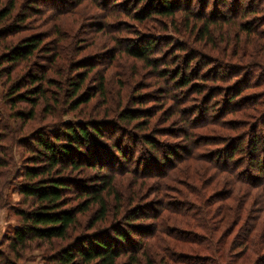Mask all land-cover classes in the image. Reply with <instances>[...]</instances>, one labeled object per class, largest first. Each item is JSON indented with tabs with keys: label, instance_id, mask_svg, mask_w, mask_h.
<instances>
[{
	"label": "rangeland",
	"instance_id": "1",
	"mask_svg": "<svg viewBox=\"0 0 264 264\" xmlns=\"http://www.w3.org/2000/svg\"><path fill=\"white\" fill-rule=\"evenodd\" d=\"M31 1L16 0L0 24V56L25 37L42 39L30 58L0 66V132L7 138L0 144L7 163L0 168V264H53L51 254L63 244L117 223L130 230L125 221L149 235L131 234L141 250L129 248L117 264L130 253L137 264L148 256L154 264H264V174L247 142L228 159L230 146L246 136L258 138L259 157L264 153V0H171L180 8L171 16L160 12L166 0H34L37 8L25 7ZM22 12L30 16L19 26ZM149 41L147 60L126 49ZM94 65L79 92L91 99L71 108L68 78ZM34 75L45 76L46 92L30 118L31 103L14 104L9 91ZM102 79L105 93L98 92ZM132 110L143 116L121 119ZM66 121L104 128L96 138L108 158L103 169L66 175L91 185L108 174L119 199L109 195L107 218L94 226L96 205L80 214L72 239L35 241L13 252L9 241L21 224L15 209L30 205L17 191L32 165L22 143L61 131Z\"/></svg>",
	"mask_w": 264,
	"mask_h": 264
},
{
	"label": "trees",
	"instance_id": "2",
	"mask_svg": "<svg viewBox=\"0 0 264 264\" xmlns=\"http://www.w3.org/2000/svg\"><path fill=\"white\" fill-rule=\"evenodd\" d=\"M2 1L0 0V24L13 14L17 6L16 0H8L4 5H2ZM31 2L33 5L27 4L25 7L31 9L37 8V2L35 1L36 4L34 0ZM22 5L24 6V2ZM250 8H252L251 13L258 11L257 4L254 5L253 3ZM160 9L161 14L164 16L174 15L180 10V8L176 9L171 0H166ZM247 10L249 9L246 8ZM246 11L245 16H248L250 13H246ZM147 12L149 15L154 13L153 10ZM127 13L130 12L128 11ZM22 14L24 15L26 13L22 12ZM29 16L26 14L23 17H19L20 20L18 22L20 25L18 22L16 24L23 26ZM129 16L133 18L132 13ZM205 21L204 31L207 30L209 34L210 26H208L207 20ZM17 25L14 27L16 28ZM41 41V36L38 35L23 38L19 43L11 46L7 52L0 56V66L5 62L17 64L26 58H30L40 46ZM149 44L150 41L144 47L137 49L133 47L135 42H132L126 49L132 56L147 60L149 58V51L151 50ZM185 48V45L180 47V49ZM191 54L193 57L198 55L195 51ZM95 68L96 65L92 66L87 72L75 73V75L68 78V82L72 86L70 87L72 93L70 102L74 104L71 108L75 109L83 102H88L91 99L88 95L79 94V92L89 72ZM199 75L202 76L201 74ZM261 77L259 76L258 79ZM28 80L29 85L28 83L24 85L18 80L17 83L14 82L11 84L9 99L14 104L18 101L30 102L32 107L28 114L32 118L34 116L35 106L45 96L46 91L43 87L45 76L34 75ZM191 80L189 76L182 77L183 86H188ZM98 92L105 93L104 79H102ZM139 113L138 111L132 110L126 113L121 112L120 116L122 120L132 122L143 116ZM26 114L20 112L18 116L24 119ZM104 127H106L105 124ZM103 131L104 128L102 129L94 123L87 124L82 121H66L63 122L61 131L59 129L57 131H43L40 134L36 133L32 136L30 142L28 140L26 141L27 143H22L28 145L26 150L33 154L30 156L32 165L24 167L21 174L24 181L18 185L17 191L26 200L30 201V205L28 208L18 207L15 209L14 213L20 218L21 224L14 229L9 241V248L13 252L18 249H26L35 241L50 243L52 245L56 241L72 239V230L80 222L79 215L90 210V207L93 205L97 206L93 211L96 219L91 221V226H94L99 220L107 218L109 213V195H114L119 199L118 192L115 191V185H113L114 178L108 174L98 175L99 178L97 181H93V184L83 185L79 183L76 177L66 175L65 173L68 170L70 172H80L87 168L103 169L101 166L107 163L105 160H108L107 155L105 156L104 154V148L106 149V146H103L98 141V138H96V136L102 137ZM246 137L244 139L242 138V141H239L237 145L230 146V158L228 159L232 160L238 152L243 150L245 142H247L249 144L248 154L250 158L254 162L257 160L258 167H260L259 171H262L261 173L264 174V153L263 159L260 158L258 155L260 149L257 145L258 138H251L249 140ZM5 140H7L6 135L0 132V144ZM117 150L119 154L123 153L121 148L119 149L117 147ZM103 158L107 159L102 160ZM5 165H7L5 159L0 158V168ZM71 196H76V199L80 198L77 204L70 205ZM124 223L131 226V229L126 230L122 224L117 223L113 224L111 229L103 228L97 233L77 236L72 242L63 244L56 253L51 254V261H53V264H117L118 260L126 255L129 248L139 253L141 250L138 246L139 241H135V238H133L134 235L131 237V234L136 232L143 237L149 235L148 231L144 226H140L139 228H136L135 225L132 226V222L130 221H125ZM157 229L154 226L151 232H156L158 231ZM247 241L249 243L250 238ZM244 244L245 240L243 242ZM20 256L19 254L17 258ZM136 256L138 255L136 254ZM136 256L130 253V259L123 264H137L139 259ZM146 264H154L150 256L146 258Z\"/></svg>",
	"mask_w": 264,
	"mask_h": 264
}]
</instances>
